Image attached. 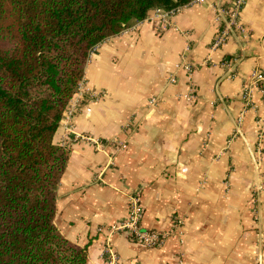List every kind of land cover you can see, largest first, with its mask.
I'll return each instance as SVG.
<instances>
[{
	"label": "crops",
	"instance_id": "0c3cea01",
	"mask_svg": "<svg viewBox=\"0 0 264 264\" xmlns=\"http://www.w3.org/2000/svg\"><path fill=\"white\" fill-rule=\"evenodd\" d=\"M232 3L199 0L165 30L147 17L90 52L85 91L53 138L68 151L54 224L87 246V264H264V94L252 88L248 106L243 99L264 69V0H246L244 32L211 49L215 10ZM182 59L194 68L193 102L181 98L185 73L169 82ZM133 194L142 230L174 234L161 246L114 231Z\"/></svg>",
	"mask_w": 264,
	"mask_h": 264
},
{
	"label": "trees",
	"instance_id": "16d2710c",
	"mask_svg": "<svg viewBox=\"0 0 264 264\" xmlns=\"http://www.w3.org/2000/svg\"><path fill=\"white\" fill-rule=\"evenodd\" d=\"M194 0H0V264H87L54 224V135L92 49Z\"/></svg>",
	"mask_w": 264,
	"mask_h": 264
},
{
	"label": "built area",
	"instance_id": "2783aa9c",
	"mask_svg": "<svg viewBox=\"0 0 264 264\" xmlns=\"http://www.w3.org/2000/svg\"><path fill=\"white\" fill-rule=\"evenodd\" d=\"M198 1L199 0H194L185 6L178 7L171 11H163L161 9H156L153 11V15L149 17L147 20H149L152 23L155 29L165 30L168 27L172 26L170 20L175 14H177L183 7L189 6L193 3H197ZM245 3L246 0H233L231 7L229 8L220 7L219 9L215 10L216 12L215 20L218 23V30L211 43V49H215L222 46L234 31H239L240 33L244 32V28L239 24L238 16ZM126 29L127 28H125L124 29L125 31L123 30L122 32H126L127 31ZM185 51L186 52L189 51V46L185 48ZM228 65L229 62L227 61H224L222 63V66H228ZM174 71L175 72L169 78V82L172 84L176 82V75L178 72L181 71L185 73L187 91L181 94V98L185 99L188 102H193L196 98L194 94L195 85L193 80V75H194L193 66L187 60L182 59L181 62H179L175 66ZM252 88H257L262 94H264V69L255 70L250 75V84L247 86L243 95V99L246 101L245 103L246 106L250 104V100L248 98L250 97V92ZM83 91H85L84 80H81L80 83L78 84L75 93H77V95H81ZM148 103L149 106H154L156 104V99H150ZM65 117L66 120L69 119L70 112H68ZM261 124H264V121L261 120L260 125ZM260 133H264L263 125ZM75 137L83 140L89 139L84 135H75ZM92 142L96 145V147L101 145L97 140H94ZM60 147L67 149L63 141ZM141 220H142V206L140 204L139 197L133 194L128 196L126 218L121 223L114 226L113 229L114 231H123L130 238V240L148 248L161 246L167 236H174V234L172 233L159 234L156 232H146L142 230ZM110 257L114 258L113 255H111ZM114 260H111V262Z\"/></svg>",
	"mask_w": 264,
	"mask_h": 264
}]
</instances>
